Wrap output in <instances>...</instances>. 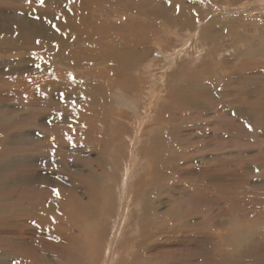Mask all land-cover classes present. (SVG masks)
Returning <instances> with one entry per match:
<instances>
[{
	"label": "rangeland",
	"instance_id": "1",
	"mask_svg": "<svg viewBox=\"0 0 264 264\" xmlns=\"http://www.w3.org/2000/svg\"><path fill=\"white\" fill-rule=\"evenodd\" d=\"M50 1L0 63V264H264V0Z\"/></svg>",
	"mask_w": 264,
	"mask_h": 264
},
{
	"label": "bare ground",
	"instance_id": "2",
	"mask_svg": "<svg viewBox=\"0 0 264 264\" xmlns=\"http://www.w3.org/2000/svg\"><path fill=\"white\" fill-rule=\"evenodd\" d=\"M53 1H55V0H51L50 1V3H48L47 4V9H46V11H48V12H50V11H52L53 9H54V7H55V5H54V7H53V9L52 10H50V5L53 3ZM74 3H76V0H74L73 1ZM40 6V8H42V9H44L46 6L45 5H43V6H41V5H39ZM27 8H30V7H28L27 6ZM49 9V10H48ZM79 9V8H78ZM33 10L35 11V12H33ZM37 11V12H36ZM70 12H77V10H75V9H73V11H72V9L70 10ZM36 13H39L40 14V12L38 11V10H35V9H31V10H28L27 11V16L28 15H36ZM49 15V14H48ZM30 17V16H29ZM28 17V18H29ZM186 18L187 19H185L186 21H188V22H190V21H192V19H193V17H191L190 15H188V16H186ZM37 21L39 22V23H34V22H29V23H31L32 25H33V29H31V31H32V33H33V35H38V37H40V36H51V34H53V31L52 30H50V28H48V27H46L47 25H50V23H49V21H47V19H46V17H44V18H41L40 20H38L37 19ZM29 25V24H28ZM81 27V26H80ZM113 27H115V26H113ZM79 30H81L82 31V29H79ZM116 30H118V28L117 27H115V29H114V34H112V39L111 40H113L114 38H115V34H117L115 31ZM86 37V36H85ZM87 38V37H86ZM87 43H89V41L87 42ZM133 46V45H132ZM131 46V47H132ZM130 47V48H131ZM129 48V50L128 51H126L125 53H124V55L127 57H131L132 59H135L134 57L135 56H137V53H138V51H137V47L135 46V47H133V48H131L130 49ZM86 49H88V48H84V49H79V50H76V53H73V55H71L72 56V58L71 59H73L72 61H74V59L76 60V63L78 64V65H83V64H89L90 62H92L93 60H96V59H98V58H95L96 56H100V54H99V51H96V50H94V51H89L90 49H88V50H86ZM79 51H83V52H86L87 51V54L85 55V54H83V53H80ZM114 51H116V50H114L113 49V51H111V52H114ZM118 52H121V50L120 51H118ZM66 54V53H65ZM123 54V53H122ZM70 55V54H69ZM68 55V56H69ZM120 55V54H119ZM70 56V57H71ZM69 57V58H70ZM108 57V56H107ZM119 57V56H118ZM124 57V56H123ZM127 57V58H128ZM117 59V58H116ZM120 59V58H119ZM131 59V60H132ZM137 59V58H136ZM112 60H114L115 61V59H112ZM125 60V59H124ZM71 61V62H72ZM121 61V60H120ZM125 61H127L128 62V60H125ZM132 62V61H131ZM130 62V63H131ZM75 63V62H74ZM75 63V64H76ZM124 63H126V62H124ZM134 63V62H133ZM112 64H114L115 65V63H112ZM129 65V64H128ZM113 70H114V67H113ZM229 70H231V69H229ZM237 74H239L238 76H240V70H238V72H237ZM142 77H143V75H141ZM234 77V73L232 72V71H227V86L225 87V89L226 88H229V87H231V89H235V86H233V81H232V78ZM145 78V77H144ZM225 79V80H226ZM59 80V79H58ZM146 81V80H145ZM221 83V82H220ZM225 83V82H224ZM238 83L241 85V86H243L244 88H245V92H246V94H248V92H249V90H250V88H249V85L250 84H252V81L251 82H249V83H247V84H244V83H242L241 82V80H240V78H239V81H238ZM142 85V84H141ZM217 88H218V86H216ZM220 88V87H219ZM224 89V90H225ZM221 91V90H220ZM238 91H241L239 88H238ZM222 92V91H221ZM221 92H218V93H221ZM156 94V93H155ZM158 95V94H157ZM219 95V94H218ZM132 96V95H131ZM142 96V95H141ZM147 97H149V93L146 95ZM158 96H160V95H158ZM125 97V96H124ZM130 97V96H129ZM150 97H152V96H150ZM131 98V97H130ZM133 98V97H132ZM158 98V97H157ZM160 98H162V97H160ZM141 99H143V98H141ZM140 99V100H141ZM150 99V98H149ZM158 100V99H157ZM221 100V99H220ZM131 101V100H130ZM148 101V100H147ZM128 102V101H127ZM155 102V101H154ZM186 102V101H185ZM187 102H188V104H189V108L190 107H197V102H195V101H192V99L191 100H188V98H187ZM129 103V102H128ZM136 103V102H135ZM148 103V102H147ZM146 103V104H147ZM151 103V101L148 103V104H150ZM152 104V103H151ZM220 104V103H219ZM134 105H139V104H134ZM155 105V104H154ZM226 105V104H225ZM147 106V105H146ZM152 106V105H151ZM227 106V105H226ZM131 107H134V106H131ZM139 107V106H138ZM150 107V106H149ZM249 107H251V106H249ZM248 107V108H249ZM129 108V107H128ZM148 108V107H147ZM187 108V107H186ZM248 108L247 107H245L244 105H237V108H235L234 109V112H232L233 114H234V118H236L237 116V118H238V120H240L241 122H240V125L244 128V123L246 124L247 123V121L249 120L248 118H247V110H248ZM192 109H194V108H192ZM222 109H224L225 111H226V109L224 108V106L222 107ZM253 109V108H252ZM140 110V109H139ZM261 110V109H260ZM260 110H258V112H257V123L259 124V125H262L261 124V122H263L264 121V115L262 114L261 115V111ZM133 111H135L136 112V110H135V108H134V110ZM150 111H152V110H150ZM252 111V110H251ZM250 111V112H251ZM219 112V111H218ZM249 113V112H248ZM262 113H264V111H262ZM250 115H252V114H250ZM141 116V115H140ZM146 116V115H145ZM224 116V115H223ZM236 116V117H235ZM223 119V118H222ZM227 119V118H226ZM255 120V119H254ZM260 120V121H259ZM244 122V123H243ZM250 122V121H249ZM255 123H256V121H255ZM264 124V123H263ZM256 125V124H255ZM247 126H249L248 124H247ZM255 127V126H254ZM256 127H257V125H256ZM141 134V133H140ZM138 135V134H137ZM136 141V140H135ZM68 173V172H67ZM111 182V181H110ZM112 183V182H111ZM115 184V183H114ZM132 185V184H131ZM96 191V190H95ZM92 200V199H91ZM135 201V200H134ZM133 202V201H132ZM89 206V205H88ZM29 210V209H28ZM97 210V209H96ZM13 212H15V211H13ZM1 218V217H0ZM94 222V221H93ZM41 230V229H40ZM61 234V233H60ZM70 237V236H69ZM69 237H67V238H69ZM55 238V237H54ZM118 238V237H117ZM70 239V238H69ZM118 240V239H117ZM254 240V239H253ZM116 241V240H115ZM48 242V241H47ZM147 242V241H146ZM43 244H45V243H43ZM163 245V244H162ZM247 245V248H250V250H240L239 251V256L241 255L242 256V258H244L243 260V262H247V260H248V258H249V255H250V253L251 252H254V251H257L259 248H256L255 247V245H256V243H255V240L254 241H252L250 244H246ZM115 248V247H114ZM59 251H64L63 250V248L62 247H60L59 249H58ZM82 252V251H81ZM85 252V251H84ZM62 254V253H61ZM248 254V255H247ZM66 255V254H65ZM237 255V254H236ZM128 256V255H127ZM129 256H131V255H129ZM23 257V256H22ZM25 258V257H24ZM102 258V257H101ZM94 259V258H93ZM169 259V258H168ZM137 260V259H136ZM144 260V259H143ZM162 260V259H161ZM1 261V260H0ZM23 261V260H22ZM62 261V260H61ZM66 261V260H65ZM96 261V260H95ZM158 261V260H157ZM164 261H166V259L164 260ZM164 261H162V263H165ZM2 262V261H1ZM237 262V261H236ZM240 262V261H239ZM238 263V262H237ZM72 264V263H71ZM160 264H161V262H160Z\"/></svg>",
	"mask_w": 264,
	"mask_h": 264
},
{
	"label": "crops",
	"instance_id": "3",
	"mask_svg": "<svg viewBox=\"0 0 264 264\" xmlns=\"http://www.w3.org/2000/svg\"><path fill=\"white\" fill-rule=\"evenodd\" d=\"M37 4L38 0H0V63L9 62L10 54L18 51V44L12 46L9 42L11 32H16L14 37L19 35L27 6Z\"/></svg>",
	"mask_w": 264,
	"mask_h": 264
},
{
	"label": "snow or ice",
	"instance_id": "4",
	"mask_svg": "<svg viewBox=\"0 0 264 264\" xmlns=\"http://www.w3.org/2000/svg\"><path fill=\"white\" fill-rule=\"evenodd\" d=\"M29 2H31V0H29ZM38 2H39L41 5L44 4V0H38ZM177 7H178V6H177ZM53 27H56V26L53 25ZM57 31H59L58 28H57ZM37 43H39V41H37ZM70 77H71V79L73 80V82H75V77H74V76H71V74H70ZM72 103H73V105H74V104H75V101H73ZM249 127H251V126L249 125ZM54 193H55L57 196H59V190H58V189H54Z\"/></svg>",
	"mask_w": 264,
	"mask_h": 264
}]
</instances>
